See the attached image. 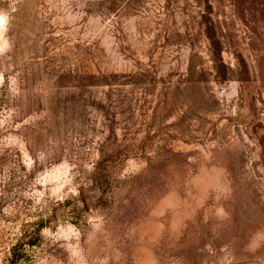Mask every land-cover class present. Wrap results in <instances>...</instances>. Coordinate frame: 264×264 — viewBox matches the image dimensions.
<instances>
[{
  "label": "rangeland",
  "instance_id": "1",
  "mask_svg": "<svg viewBox=\"0 0 264 264\" xmlns=\"http://www.w3.org/2000/svg\"><path fill=\"white\" fill-rule=\"evenodd\" d=\"M13 254L264 264V0H0Z\"/></svg>",
  "mask_w": 264,
  "mask_h": 264
},
{
  "label": "trees",
  "instance_id": "2",
  "mask_svg": "<svg viewBox=\"0 0 264 264\" xmlns=\"http://www.w3.org/2000/svg\"><path fill=\"white\" fill-rule=\"evenodd\" d=\"M37 227H36V229L32 232V233H34V234H36V235H38L39 234V230H40V228L43 226L42 225V221H40L39 223L37 222ZM26 244L27 245H33L34 244V242L31 240V239H29L27 242H26ZM26 258L27 257V255H19V254H17V255H14L13 254V256H12V258H11V262H14L15 264L18 262H22V258ZM21 260V261H20ZM17 263V264H18Z\"/></svg>",
  "mask_w": 264,
  "mask_h": 264
}]
</instances>
